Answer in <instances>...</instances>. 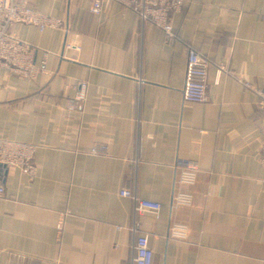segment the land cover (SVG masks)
I'll list each match as a JSON object with an SVG mask.
<instances>
[{"label": "crops", "instance_id": "obj_1", "mask_svg": "<svg viewBox=\"0 0 264 264\" xmlns=\"http://www.w3.org/2000/svg\"><path fill=\"white\" fill-rule=\"evenodd\" d=\"M30 3L65 30L17 29L50 75L0 68V139L38 148L34 181L0 171V264H130L137 233L154 264H264V110L246 87L264 90V0H185L174 47L118 3L100 16L85 0ZM67 43L80 51L62 59ZM190 50L209 63L202 104L184 99ZM79 82L85 105L70 112ZM188 161L200 166L192 224L171 240L176 168ZM126 188L163 211L135 217Z\"/></svg>", "mask_w": 264, "mask_h": 264}, {"label": "built area", "instance_id": "obj_2", "mask_svg": "<svg viewBox=\"0 0 264 264\" xmlns=\"http://www.w3.org/2000/svg\"><path fill=\"white\" fill-rule=\"evenodd\" d=\"M88 2L89 12L100 16L107 3H118L132 9L141 19L143 25L151 24L163 31L166 44L169 47L179 40L174 28V16L181 12L185 0H85ZM34 26L40 32L48 30H65V22L61 18L44 14L34 8L30 0H0V68L26 81H37L40 77L50 75L46 67V53L44 59L38 60L39 50L21 40L18 28ZM80 51L78 44L67 43L60 58L66 54ZM209 63L196 50H190L187 75L184 88V99L193 104H202L207 100V75ZM222 72V71H221ZM84 90L69 102L68 111L75 112L85 105V82H79ZM246 87L260 98V108L264 110V90L246 84ZM37 146L0 139V171L5 173L15 169L32 182L37 177L38 169L35 163ZM106 151V148H102ZM93 153H98L94 149ZM259 162L263 169L262 185L264 188V143L259 151ZM200 171L199 163L188 161L180 163L176 168L173 198L170 205V224L168 239L187 240L192 224L191 212L193 209L194 191ZM122 197L133 203L135 217L141 213L159 215L164 206L160 203L145 200L136 192L126 188L120 193ZM6 189L0 185V198L5 197ZM94 226L90 234L95 236ZM121 230V228H119ZM60 237L63 234V223L58 225ZM130 264H154V252L150 246L148 236L144 233L135 235L132 246Z\"/></svg>", "mask_w": 264, "mask_h": 264}]
</instances>
